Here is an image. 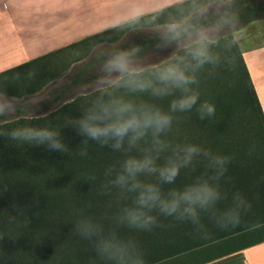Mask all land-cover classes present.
Segmentation results:
<instances>
[{"label":"trees","instance_id":"16d2710c","mask_svg":"<svg viewBox=\"0 0 264 264\" xmlns=\"http://www.w3.org/2000/svg\"><path fill=\"white\" fill-rule=\"evenodd\" d=\"M201 1L219 7L196 13L182 24L177 22L179 9ZM163 14H171L170 22L184 32L171 48L164 47L168 29L123 38L121 28H116L74 44L72 47L81 46L88 52L73 56L72 62L59 50L0 74V94L22 100L53 86L68 74L72 63L91 57L72 82L60 91H49L50 103L60 102L75 87L100 78L102 64L116 51L137 49L135 57H142L156 50L174 49L208 26L233 27L217 39L198 40L177 52L185 56L202 42L217 57L216 63L197 70V82L190 87L199 93V99L190 111L170 112L179 92L166 97L151 92L129 93L120 87L125 76L113 85L79 95L44 116L29 117L23 103L15 105L14 119L1 116L0 131L55 129L68 151H51L44 145L0 136V264H109L97 255L92 242L75 232L74 225L81 219L100 224L105 234L114 232L124 241H133L144 264H206L264 242V113L233 36L234 31L264 18V0H191L154 17ZM105 44L110 46L100 49ZM96 47L100 50L93 54ZM186 63H191L190 58ZM35 64L37 68L33 69ZM162 67L141 71L143 78L154 80L153 73ZM210 69L217 82H203L206 73H199ZM226 77L228 81L224 79L226 85L221 89L220 82ZM109 95L154 105L171 114L172 128L159 138L162 143L157 144L151 133L132 148L125 143L122 151L92 140L85 143V137L69 121L78 118L97 98ZM203 103L214 106L215 114L201 119L197 109ZM188 145L225 158L223 174L217 178V170L200 155L181 167L173 184H163L158 174H145L140 179L158 185L165 197L170 190L208 180L219 198L206 209H197L195 222L180 218L179 213L165 215L157 207L149 213L155 217L150 229L119 223L122 209L133 206L135 199L134 193L112 183L123 161L129 156L150 155L158 166L170 160L183 164V149Z\"/></svg>","mask_w":264,"mask_h":264},{"label":"clouds","instance_id":"9594fccd","mask_svg":"<svg viewBox=\"0 0 264 264\" xmlns=\"http://www.w3.org/2000/svg\"><path fill=\"white\" fill-rule=\"evenodd\" d=\"M139 15L132 17L138 21ZM234 26V21L232 19ZM129 21L114 18L109 22V27L119 28ZM197 33L199 40H204V35ZM184 32L177 25H170L165 34L164 47L171 48L173 43H179ZM233 43L235 41L233 40ZM137 49L119 50L110 54L101 66V85L111 84L109 77H125L120 84L121 88L129 93L151 92L156 97L174 95L180 96L173 99L170 112L190 111L197 104L199 93L191 89L197 82V70L206 64L216 63L215 57L208 44L198 42V45L185 53V56L174 57L172 62H165L164 66L153 73L155 79H144L143 73L136 66L134 57ZM190 58L191 63H186ZM200 118L215 114L214 106L203 103L197 109ZM14 105L0 104V116L11 115ZM77 133L88 140L96 141L101 145L110 146L115 151H122L127 143L129 148L134 147L151 133L157 144L164 133L169 132L173 124V116L164 112L159 107L148 104H137L124 97L97 98L82 112L78 118L69 121ZM0 136L9 138L28 145H44L51 151L66 153L67 146L62 142L60 133L50 128H18L11 131H0ZM163 150V148H161ZM184 162L177 164L168 161L163 166H158L156 159L150 155L143 157L129 156L123 161L119 172L112 183L128 193H134L133 206L122 209L118 221L129 228L150 229L155 223V217L149 213L155 208L165 215L172 216L179 213L180 218L187 217L195 222L198 219L197 209H206L218 198V191L210 185L208 180H198L181 189L170 190L167 196L161 192L158 185L145 184L140 177L145 174H158L163 184H173L180 174L181 167L191 163L194 156H204L209 161V166L217 170V178L225 171V158L213 156L208 151H203L195 145L185 146ZM86 155V153H81ZM243 204V201H240ZM75 232L83 239L93 243L95 252L109 264H144V260L133 241H124L116 233L105 234L103 227L90 219H81L74 225Z\"/></svg>","mask_w":264,"mask_h":264},{"label":"crops","instance_id":"0c3cea01","mask_svg":"<svg viewBox=\"0 0 264 264\" xmlns=\"http://www.w3.org/2000/svg\"><path fill=\"white\" fill-rule=\"evenodd\" d=\"M188 1L191 0H0V74L59 50L72 62L73 56L88 52L84 47L72 46L116 29L109 27L114 18L126 19L130 24L136 14L145 20ZM217 6L210 4L200 12L210 7L214 11ZM234 38L264 113V18L235 31ZM98 50L96 47L92 53ZM89 59L72 63L68 74L54 82H72ZM33 67L36 69L37 64ZM206 264H264V242Z\"/></svg>","mask_w":264,"mask_h":264},{"label":"rangeland","instance_id":"374dc122","mask_svg":"<svg viewBox=\"0 0 264 264\" xmlns=\"http://www.w3.org/2000/svg\"><path fill=\"white\" fill-rule=\"evenodd\" d=\"M208 6V3L205 1H201L198 3H193L190 5H187L181 9H179V18L177 22L179 24H182L184 21H186L188 18H190L192 15L199 13L200 11L204 10ZM172 20L171 14H163L159 17H153V18H146L145 20H140L138 22H135L130 25H125L122 29H120L121 35L123 38L125 36H131V37H139L141 34H150L153 32H161L169 29L170 25H173L170 21ZM233 27H226L221 29H212V27H205L203 29V35L204 39H217L223 34H226L227 32L231 31ZM201 32V31H200ZM235 31L233 32L234 36ZM126 38V37H125ZM199 40V37L197 34H193L190 37H187L186 39L182 40L180 44L175 47L174 49H160L151 52L148 55L142 56V57H134V60L136 61V66L139 68L140 71L144 70H151L157 67L164 66L165 62H172L174 57L178 56V51L196 41ZM117 43V42H114ZM118 44V43H117ZM112 45V44H111ZM110 46L108 44L101 45L102 49L103 47ZM99 49V50H100ZM91 58V57H90ZM90 60V59H89ZM212 69L209 71L203 70L199 74L206 73L205 77H203V82H217L218 79L213 78L214 76L210 73ZM94 73L93 71L90 72V74ZM121 78V77H120ZM119 79H116L115 77H109V79H112L111 84L107 85H101L99 83L100 78L92 80L89 84H81L77 87H75L73 90L69 91L66 95V98H64L60 102L50 103L52 97L49 95L50 90H62L66 85L67 82H56L53 84V86H49L47 89L42 91L40 94L37 95V97H30L27 100L19 101V103H23V105L26 108V113L29 117H37V116H44L52 112L53 110L57 109L64 103L70 101L71 99L83 95V94H89L91 92H94L96 90H99L104 87H108L110 85H113L115 82L119 81ZM226 79L228 81V78H222L220 82V88H225ZM225 81V82H224ZM0 94V104L2 103H10L14 105L17 104V100H11L5 96H1ZM15 112V111H14ZM14 112L11 115H8L10 118L14 119L15 114ZM3 123V120L0 116V124Z\"/></svg>","mask_w":264,"mask_h":264}]
</instances>
